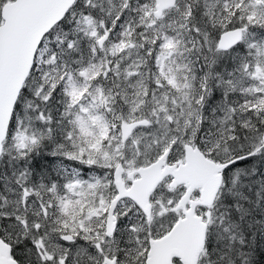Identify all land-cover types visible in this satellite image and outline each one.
Masks as SVG:
<instances>
[{
	"label": "snow or ice",
	"instance_id": "6c2138e0",
	"mask_svg": "<svg viewBox=\"0 0 264 264\" xmlns=\"http://www.w3.org/2000/svg\"><path fill=\"white\" fill-rule=\"evenodd\" d=\"M0 264H264V0H0Z\"/></svg>",
	"mask_w": 264,
	"mask_h": 264
}]
</instances>
